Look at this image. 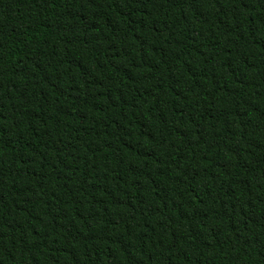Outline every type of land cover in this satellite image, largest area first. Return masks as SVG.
I'll use <instances>...</instances> for the list:
<instances>
[{"label": "trees", "instance_id": "obj_1", "mask_svg": "<svg viewBox=\"0 0 264 264\" xmlns=\"http://www.w3.org/2000/svg\"><path fill=\"white\" fill-rule=\"evenodd\" d=\"M0 264H264V0H0Z\"/></svg>", "mask_w": 264, "mask_h": 264}]
</instances>
